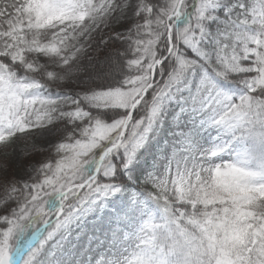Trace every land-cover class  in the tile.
Returning <instances> with one entry per match:
<instances>
[{
    "label": "snow or ice",
    "instance_id": "snow-or-ice-1",
    "mask_svg": "<svg viewBox=\"0 0 264 264\" xmlns=\"http://www.w3.org/2000/svg\"><path fill=\"white\" fill-rule=\"evenodd\" d=\"M0 155V264H264V0H0Z\"/></svg>",
    "mask_w": 264,
    "mask_h": 264
},
{
    "label": "rangeland",
    "instance_id": "rangeland-1",
    "mask_svg": "<svg viewBox=\"0 0 264 264\" xmlns=\"http://www.w3.org/2000/svg\"><path fill=\"white\" fill-rule=\"evenodd\" d=\"M31 143V142H30ZM23 146V142L17 145L16 152L14 153L13 157L10 158L9 164H10V170L14 171L16 168V165L18 163L19 157H20V148ZM0 163H3V157L0 155Z\"/></svg>",
    "mask_w": 264,
    "mask_h": 264
}]
</instances>
